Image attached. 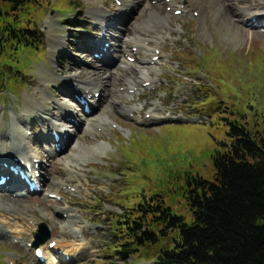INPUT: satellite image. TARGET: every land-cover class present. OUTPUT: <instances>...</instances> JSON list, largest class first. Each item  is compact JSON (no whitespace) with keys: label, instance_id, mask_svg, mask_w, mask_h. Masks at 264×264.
<instances>
[{"label":"rangeland","instance_id":"rangeland-1","mask_svg":"<svg viewBox=\"0 0 264 264\" xmlns=\"http://www.w3.org/2000/svg\"><path fill=\"white\" fill-rule=\"evenodd\" d=\"M134 1L135 4L128 8L131 10L129 16L113 23L110 30L106 28L102 33L101 23L95 20L92 12L103 7L111 14H117L116 22L121 19L118 1L38 0L34 5V12L38 13L33 12V18L43 33L41 45L24 47L13 63L15 68L4 70L3 82L0 74V114L4 112L1 119L6 126L14 116L25 119L27 111L34 128L30 130V125L25 126L24 135L27 132L29 136L43 135L46 123L55 122L59 127L54 114L65 117L64 111L71 109L69 104L78 105L66 97L77 94L75 83L78 78L86 81L94 66L100 68L97 72L101 77L107 70H118L122 63L121 59L120 62L116 60L120 44L109 37L112 35L122 40L127 35L140 10V4ZM242 6L246 7L245 4ZM220 12H208L204 24L197 18V12L177 15L172 20L171 34L157 40L160 55L154 60L159 71L155 85H147L138 95L127 97L122 91L121 85L127 82L128 70L121 71V74L115 71L114 77L105 79L107 82L100 89L103 91H99V105L92 107L95 113L106 114L114 121L104 130L88 129L84 125L82 109L72 117L76 122L82 121L79 126L70 123L71 118L60 121L70 134L63 137L66 147L57 152V158H71L77 153L78 158L84 156L83 163L79 162L80 168H75L82 176L70 186L58 187L60 194L49 196V202L44 198L51 194L50 191H56L52 184L55 177L43 181L42 191L29 199L33 206L40 208L33 211L38 225L23 221L24 215L18 216L22 221L12 222L13 230L18 226L26 227L28 236L23 241L28 242L30 248L22 249L16 244L19 236L15 233L9 241L0 239V264H15L14 261L16 264H43L36 260L35 248L30 246L35 240L34 232L39 230L42 222L50 231V238L42 245L56 240L67 244L74 253L70 255L71 259L62 258L65 262L62 264H153L155 250L150 256H133L126 262L115 258L116 220L122 210L144 193L149 196L159 190L165 194L166 202L174 212L191 220L183 174L190 172L195 176L213 178L212 155L218 148L223 149L219 144L221 141H230L226 134L227 123L240 121L253 133H258V137L264 138V28H251L248 25L250 16L245 17L246 21L243 18L245 23L241 24L236 19L237 23L230 21L227 14L232 17L233 11L228 8ZM129 31L131 34V29ZM104 33L111 44L101 61H97L94 55L99 53L96 43ZM75 74L79 76L75 77ZM47 83L49 90L45 99L43 93ZM90 91L92 94L94 88ZM59 102H66L61 111L57 106ZM134 106L141 108V118L149 117L148 111L155 109L161 113V119L138 121L134 117ZM5 129L4 125L0 132ZM51 129L52 125H49L48 130ZM40 140L41 136L32 141L31 149L41 151L44 156L43 172L48 177L55 176V161L46 147L38 143ZM79 147H93L95 155L93 151L92 154L85 153ZM56 166L63 169L61 164ZM54 204L56 206L52 207ZM22 207L20 204L18 209ZM66 207L79 216L74 230L77 228L81 236L85 234L87 238L83 239L88 242L92 256H76L75 250L80 244L76 243L77 239L74 240L70 233H61L59 226H52L51 220L42 216L43 212L50 213L53 208ZM59 216L67 220L64 215ZM53 253L50 255L56 259L57 251Z\"/></svg>","mask_w":264,"mask_h":264},{"label":"trees","instance_id":"trees-1","mask_svg":"<svg viewBox=\"0 0 264 264\" xmlns=\"http://www.w3.org/2000/svg\"><path fill=\"white\" fill-rule=\"evenodd\" d=\"M37 2L0 0L2 82L24 47L41 45ZM227 124L230 141L212 155L213 178L183 174L191 220L174 212L162 191L144 193L116 220L117 260L155 250L153 264H264V138L240 121Z\"/></svg>","mask_w":264,"mask_h":264},{"label":"bare ground","instance_id":"bare-ground-1","mask_svg":"<svg viewBox=\"0 0 264 264\" xmlns=\"http://www.w3.org/2000/svg\"><path fill=\"white\" fill-rule=\"evenodd\" d=\"M221 1L222 0H169V1L137 0V4H140V10L139 11L137 10L138 14L136 18H134L131 27L127 30L126 33L127 35L124 37V39L118 40L114 38L112 35L109 37V40L115 41L116 44H120L119 54H117L118 59L116 60L118 62L122 60L121 61L122 63L119 65L118 70H113V71L107 70L104 72V77H101L97 72L100 68L98 66H94L89 71L88 78L86 81L82 80L83 78L81 79L80 77L76 82L77 85L76 90H79L85 95L91 93L90 89L94 88L93 95L91 96V100H89V102H91L90 104L91 110L89 112H86L84 106L81 103H80L81 107H79L80 105L78 106L77 104L72 103L71 105L69 104V106H71L69 108L71 109H67L64 111L65 117L62 116L61 114L58 115V113L54 114V116L56 117L54 121L63 122L67 118H71L68 121L70 123L72 122L75 126H79L82 121L79 120L78 122H76L75 120L72 119V117L74 118L75 114L77 112H80L82 109L84 111L85 116H87V117L84 116L83 120L86 121L84 125H86L88 129L89 128L95 129V127H97L98 130L99 128L101 130H104L107 124L109 125V123L114 122L106 114L95 113L94 112L95 110L92 109V107L94 106L92 104L94 103L99 105L100 100L96 99L95 92L103 91L100 89L102 85L105 82H107L105 81V79H110V77H114L115 71H117L118 74L119 73L121 74V71H126V70L129 71L128 75H126L127 77L126 84L121 85L123 87L122 91L124 94L127 95V97H133L134 94L138 95L139 91L147 87L145 84H149V86L155 85L154 80H156V78L158 77L159 71L155 67L156 61H154L153 57L160 55V52L157 53V50L159 48L157 45V40L165 39L166 36L170 35L171 32L173 31L171 25H172V20H174V18H176L177 16L174 13L175 10H181L182 15L183 14L187 15L192 12H197V18H199L201 20V23L204 24V19L207 17V14H210L208 12L211 11L213 13L215 12L217 14H221L222 13L220 12L221 10L225 11V8H228L229 10L233 11L232 17H230L229 14H227V17L230 18L231 22L237 23L238 21L239 23L243 24L245 23L243 22V18L245 19L246 16L247 17L250 16V22L248 23V25L251 28H256V27L262 29L264 28V0H225V2L223 1L224 4H222ZM218 2L219 4H217L218 6H216V3ZM240 3L245 4L246 7H243L242 6L243 4L240 5ZM134 4H135L134 0H121V4H120L121 7L119 9V14H118L119 16H121V19L117 20L116 22L115 20L117 19L116 16L117 14L115 13L111 14L103 7L94 9L92 14L96 21H100L102 33L106 28L110 30V27H112L111 25L113 23L115 24L119 23L124 19L125 16L128 17L129 14L131 13V10L128 11V8L132 7V5ZM213 7L215 8V10H212ZM132 9L135 8L133 7ZM253 16H256L257 18L256 20L257 26L252 21ZM234 19H236L237 21ZM130 29L132 31L131 34L129 31ZM136 37H138V39ZM109 40L105 33L102 34L101 37L97 40L96 49L98 50L99 53H102V56L104 55L105 51L109 49L108 47L105 46V43ZM115 43L114 46H116ZM151 46L155 48L151 49ZM101 57L96 58V60L101 61ZM131 57L135 58L134 62L129 61ZM124 62H127V64H124ZM122 64H124L125 67H123ZM74 76L78 77L79 74H75ZM42 79L43 81H45V78L42 77ZM46 87H47L46 89L44 88L45 94L43 93L45 99L48 98L47 91L49 90V83L46 84ZM65 103L59 102L57 104L58 110L61 111V109H64L63 106ZM140 109H141L140 107L137 108L135 107V110L137 111V112L135 111V115H137V118L133 114L135 119H137L138 121L140 120L143 122H152L161 119V113L155 111V109H151L150 111H148V113H150L149 117L141 118ZM125 110L127 111V108ZM3 113L4 112L0 114V128L4 127L5 125L6 129L3 132H0V174L11 175L12 171L10 170L9 167H6L4 163H7L8 166L16 165L17 164V162L15 161L16 157H18L19 159H31L33 164L36 165L37 163H39V166L44 169V159H43L44 156H42L41 151L38 150L32 151L30 146L32 141H34L36 138L41 136L42 140L40 141L43 142L41 146L47 145L45 146L46 150L50 152L51 158H53L55 161V166L53 167V169H54V173L56 174L55 176L48 177L49 175L43 172V174L41 175V182H43L44 180L46 181L48 178L51 181V179L53 180L52 177H55V179L52 181L53 182L52 184L57 189L56 191H50V192L59 195L60 191L58 187L62 185L70 186L72 182L75 181V179L80 180L82 174L81 172L75 170V168L76 167L80 168V163H83L84 156L82 158L81 157L78 158V153H77L71 156V158H64V159L57 158L58 156L57 152H59L61 148L65 146L66 143V139L63 142V137L64 136L66 137L67 135L64 129H61L60 127L59 129H57V123L51 122V123H46L45 128L43 130V135L41 133V135L34 134L32 136H29L27 135L28 132L24 135L23 133L24 127L30 125L29 112L26 111V113H24L25 119L23 120H21L17 116L16 117L14 116V118L12 116L13 119L10 120L8 126H6L4 120L1 119L3 117L2 115ZM131 113H132L131 111H128V114ZM49 125H52V129L50 131L48 130ZM120 127L121 126L119 125V128ZM32 128H34V125H30V130H32ZM55 129L59 132L60 135L59 141H56L51 135V131ZM57 142L59 143L58 150L55 148V143ZM22 143L23 145H21ZM92 148L93 147H86V148L81 147L80 149H83L85 153H90L91 151H93L94 152L93 155H95V151ZM39 159L41 161H38ZM57 164H61L63 169L58 168L56 166ZM59 174L60 177H57ZM0 190H2L0 193V239L9 241L10 239H13V235L15 233L17 234V236H19L18 238L19 241H17L16 244H20L22 249L27 250L30 248L28 247L29 244H27L28 242L23 241L24 238L26 239V237L28 236V234L26 233V227L18 226V228L15 230L11 228L13 226L12 223L13 221H22L21 220L22 217L18 219V216L21 215H24L22 218L23 221H31L34 225L36 226L38 225V223L35 222L36 215L35 213H33V211H37L40 208L33 206L32 202L29 200L32 199L30 197L31 195H34L32 194L34 192L29 191L25 182L15 176L12 177V180L9 184L0 187ZM49 198H50L49 195H47L45 196L44 200H46V202L47 201L49 202L51 199ZM20 204L23 206L22 208L24 210L18 209V206ZM53 206H56V204L52 205V207ZM54 208L51 210L50 213L43 212L42 216L45 218H49L52 222V226L53 225L59 226L61 233H70L71 234L70 236L74 240L77 239L76 243H80V244H78L77 245L78 247H76L75 250L77 251L76 256L79 257L82 256L86 257L90 255L92 256V252H90V246L88 242L84 241V239L87 238L85 234L83 233V235L81 236L79 233H77L78 232L76 231L78 230L77 228L74 230V226L79 223V216L74 214L71 208L69 207H66L65 209L64 208L54 209ZM56 214L58 216H55ZM59 215H64L65 217H67V220L64 219L63 217L58 218L60 217ZM8 227H10L9 230L6 229ZM14 231H19V232H14ZM80 237H82L81 240ZM22 241L24 244H22ZM58 243L59 246L57 247V249L63 248L64 254L74 255V253H71L72 249H70L67 244L64 243L62 244V242L60 243L59 241ZM43 246L46 249V254L49 258L50 264H62L64 262L62 260V257L55 259L53 255L52 256L50 255V253L53 252V250L49 249L48 243ZM16 254L19 255L18 253ZM14 260H16V258H14ZM14 262L16 264V261Z\"/></svg>","mask_w":264,"mask_h":264},{"label":"water","instance_id":"water-1","mask_svg":"<svg viewBox=\"0 0 264 264\" xmlns=\"http://www.w3.org/2000/svg\"><path fill=\"white\" fill-rule=\"evenodd\" d=\"M41 227H42V228H41L42 230H43V229H44V230H45V229H48V227H47V225H46L45 223H42V224H41ZM47 232H48V233H47L46 236L41 240V242H44V241H46V240L49 238V236H50L49 231L47 230ZM36 236L39 237V234L37 233ZM39 243H40V241L37 240L36 245H39Z\"/></svg>","mask_w":264,"mask_h":264}]
</instances>
